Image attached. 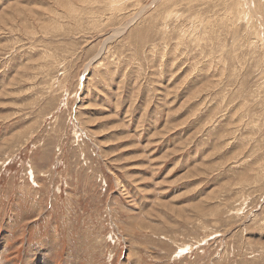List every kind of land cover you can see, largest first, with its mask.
<instances>
[{
    "label": "rangeland",
    "instance_id": "rangeland-1",
    "mask_svg": "<svg viewBox=\"0 0 264 264\" xmlns=\"http://www.w3.org/2000/svg\"><path fill=\"white\" fill-rule=\"evenodd\" d=\"M96 2L0 0V264H264V0Z\"/></svg>",
    "mask_w": 264,
    "mask_h": 264
},
{
    "label": "bare ground",
    "instance_id": "bare-ground-1",
    "mask_svg": "<svg viewBox=\"0 0 264 264\" xmlns=\"http://www.w3.org/2000/svg\"><path fill=\"white\" fill-rule=\"evenodd\" d=\"M132 1H134V0H132ZM72 2V1H71ZM128 2H129V0H116L115 1V3L111 6V7H109V6H107V5H105V4H103L101 1H99V0H97V2L92 6V8L91 9H89V10H86V9H81L80 10V8H77V7H75L76 8V10L73 8V12L75 13L76 12V14L75 15H77V14H81V12L83 13H86L87 12V17H88V15H90L91 17H95V22H96V24H101V27H102V29H103V31H104V27H106V26H108V25H114V16H113V8L114 7H122L123 5L126 7L127 5H128ZM249 3V2H248ZM245 4H246V2H245ZM254 5V4H253ZM99 6H101L102 7V9H99L98 7ZM241 6V5H240ZM247 7V6H246ZM79 9V10H78ZM104 9V13L103 12H101L102 10ZM124 11V10H123ZM246 11V10H245ZM248 11V10H247ZM139 13V12H138ZM230 13H232L231 12V10H230ZM245 13V12H244ZM246 14V13H245ZM72 16V15H71ZM137 17L139 16L138 14L136 15ZM136 16H135V18H136ZM247 16H248V14H247ZM245 17L244 19H246V18H248V17ZM73 17V16H72ZM253 17H255V16H253ZM138 19V18H137ZM99 20H101V22H99ZM134 20V18L133 19H131L130 20V22H128L126 25H125V27L124 28H128L129 27V25H130V23L132 22ZM77 21V20H76ZM262 22V21H261ZM78 23V22H77ZM103 23V24H102ZM263 23V22H262ZM75 25H77V24H75ZM80 25V24H79ZM132 25H133V23H132ZM97 28H98V26H96V27H92L91 28V30H93V29H95V30H97ZM78 29V28H77ZM123 28H119V29H117V31H121ZM117 31H116V28H114L113 29V34H112V36H110V37H108L107 38V41L108 40H111V39H114L115 37H116V35H117ZM93 32V31H92ZM96 32V31H95ZM97 33V32H96ZM101 33H105V32H101ZM83 35V34H82ZM189 35V34H188ZM81 36V35H80ZM78 38V37H77ZM106 43H108V42H106ZM106 43H105V45H106ZM104 47V46H103ZM103 51V50H102ZM72 58V57H71ZM27 69V68H26ZM24 72V71H23ZM234 76V75H233ZM42 264H44V263H42Z\"/></svg>",
    "mask_w": 264,
    "mask_h": 264
}]
</instances>
